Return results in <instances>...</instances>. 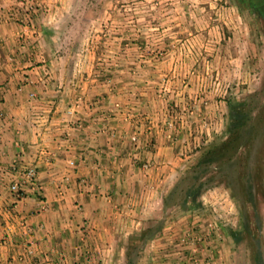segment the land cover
I'll use <instances>...</instances> for the list:
<instances>
[{"label": "crops", "instance_id": "0c3cea01", "mask_svg": "<svg viewBox=\"0 0 264 264\" xmlns=\"http://www.w3.org/2000/svg\"><path fill=\"white\" fill-rule=\"evenodd\" d=\"M75 4L0 0V264L118 262V242L145 224L181 166L223 131L225 101L215 87L229 71L217 62L212 23L201 27L195 15L189 26L206 42L191 44L183 37L190 14L170 9L152 25L155 17L130 9L123 26L112 19L120 28L89 37L73 27ZM14 162L36 172L38 189L24 186L21 199L9 190ZM204 217L181 216L152 244L177 251L170 243L201 231ZM224 237L206 246L211 264H230ZM171 254V263L189 264Z\"/></svg>", "mask_w": 264, "mask_h": 264}, {"label": "trees", "instance_id": "16d2710c", "mask_svg": "<svg viewBox=\"0 0 264 264\" xmlns=\"http://www.w3.org/2000/svg\"><path fill=\"white\" fill-rule=\"evenodd\" d=\"M225 104L221 136L199 147L177 171L162 195L161 217L118 242L123 264H147L148 249L167 224L203 212L202 196L217 188L236 208L237 225L225 229L230 249L244 246L249 264H264V82L252 93L226 97Z\"/></svg>", "mask_w": 264, "mask_h": 264}, {"label": "rangeland", "instance_id": "374dc122", "mask_svg": "<svg viewBox=\"0 0 264 264\" xmlns=\"http://www.w3.org/2000/svg\"><path fill=\"white\" fill-rule=\"evenodd\" d=\"M74 1H76V4L74 5L73 10L74 13L77 14V16L75 15V22L73 24V27L76 30L83 29L85 35L89 37L92 35V31L96 28L99 31L95 33L100 35L109 34L111 30L120 28H116L115 24L111 23L112 19H114V21L115 19H121V22L120 24H118V26H123L124 18L127 17L130 9L131 12H133V10L135 12L142 11L148 14V17L150 18L155 17L152 25H156V22L158 21L155 15H162L164 12L173 9V11L170 12L171 14L173 13L172 15H183L184 17H188V15L190 14L191 16H193L192 20L188 18L183 20V25L185 26V28H187L186 34H183V37L187 38V41L191 44L198 43L199 41L206 42L203 40L202 36H195L197 34L195 29H193V24L195 25V22L192 23V27L189 26V21H193L194 16L196 15V17H200L201 19L199 20L201 27H205L204 22L207 24L209 22L213 24L215 28V32L213 34L214 41H218V34L221 37L222 51H219V53H217V62H224L225 68L229 71V75L223 77L222 83L219 82L221 78H219L220 76L218 75L217 78L219 80H216L217 85L215 88H217V90L219 91L222 89V97L224 101L226 97H240L246 95L247 93H252L258 90L264 82V29L259 24L254 10L243 3L242 0ZM250 1L254 3L264 2V0ZM107 15L110 16V20H105V17ZM163 18L160 17V24L161 19ZM171 24H174V22H172ZM198 28L199 27L197 26V31H199ZM187 33H191V35L187 36ZM202 54V57H205V54H207V52H202ZM206 58L210 57L206 56ZM224 106L226 107V104ZM191 159H193V157ZM170 185L171 184H168L164 187L160 197V205L155 208L153 213H151L150 218H148L145 224H143L138 229L133 230V234L138 232L141 228L152 224L155 220L161 217L163 212L162 195ZM201 201L203 206L207 205L206 210H203V212L206 214V218H204L207 224L208 221L211 222V228H209L211 229V233H209V230H207L208 225L204 221H202L203 219L200 218L199 220L201 221V223H203V227L201 228L200 232L205 233V237H207V235H210V237L214 239L218 236H221V234L225 236V229L227 228V226L231 225L234 227L237 225L236 208L234 202L231 200L228 193L223 189L217 188L206 192L202 196ZM179 218L180 217H178L177 219ZM173 222L174 221H171L169 224H167V226ZM198 230H200V228ZM130 236L123 238L122 241H126ZM172 237L173 239L174 237H176L175 239L179 238L178 235ZM224 241V244L221 245L223 249L225 248L230 254V258L228 257V260H230V264H249L248 251L244 246H240L237 248V250L232 251L227 241L225 240V237ZM148 250L149 257L147 259V264H176L175 262L171 263V261L176 260L175 257H172L173 254L169 252L171 249L166 248L163 250L160 240L158 242H154L153 244L151 243ZM161 252H163V255L160 254ZM165 255L170 256L169 258H163L162 256ZM223 261L225 260L223 259L222 262ZM123 263L124 253L121 256V259L119 258L118 262L116 260H109V262L105 264Z\"/></svg>", "mask_w": 264, "mask_h": 264}, {"label": "built area", "instance_id": "2783aa9c", "mask_svg": "<svg viewBox=\"0 0 264 264\" xmlns=\"http://www.w3.org/2000/svg\"><path fill=\"white\" fill-rule=\"evenodd\" d=\"M28 10L32 12V8L28 7ZM160 55H162V52H160ZM31 98H34L35 95L31 94ZM189 114H192V111L189 112ZM1 115V114H0ZM168 139L172 142H174L175 138L173 135V131L168 135ZM132 142H136V137L131 138ZM18 162V161H17ZM14 162V169L13 173L18 176V178L12 182V184L9 187V190L11 193L15 195L17 199H21L23 197V190L22 188L26 185H30L34 190H37V178H36V172L33 167L30 166H22L19 163ZM75 163L74 161H70L69 165L73 166ZM18 167L22 168L23 173H18ZM143 169H148L149 165L144 164ZM20 175V176H19ZM206 224V220H202ZM208 229L209 233H211V222L208 221ZM24 226V224H22ZM211 237L210 235H207L205 237V233L200 232L197 228H192L190 231L188 230L186 233H183L180 236L179 242L174 244V241L170 243L171 245L175 246L174 248H178V250L175 251L174 255H178L179 257H182L183 260L188 261L189 264H211L210 260V254H206V246H208V242L210 241ZM207 242V243H206ZM173 251V252H174ZM182 251L186 252L188 251V254H190V257L186 259L183 258L184 254ZM30 250L26 249V254H30ZM171 252V253H173ZM170 256V255H169ZM181 259V260H182ZM182 260V261H183ZM169 264V263H167ZM177 264V263H176Z\"/></svg>", "mask_w": 264, "mask_h": 264}, {"label": "flooded vegetation", "instance_id": "af4514ba", "mask_svg": "<svg viewBox=\"0 0 264 264\" xmlns=\"http://www.w3.org/2000/svg\"><path fill=\"white\" fill-rule=\"evenodd\" d=\"M242 1L243 3L248 5L251 9L254 10V13L257 16L259 24L264 29V2L254 3V2H251L250 0H242Z\"/></svg>", "mask_w": 264, "mask_h": 264}]
</instances>
